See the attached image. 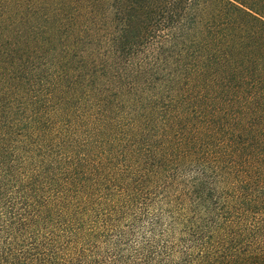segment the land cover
<instances>
[{"label": "trees", "instance_id": "16d2710c", "mask_svg": "<svg viewBox=\"0 0 264 264\" xmlns=\"http://www.w3.org/2000/svg\"><path fill=\"white\" fill-rule=\"evenodd\" d=\"M0 264H264V0H0Z\"/></svg>", "mask_w": 264, "mask_h": 264}, {"label": "rangeland", "instance_id": "374dc122", "mask_svg": "<svg viewBox=\"0 0 264 264\" xmlns=\"http://www.w3.org/2000/svg\"><path fill=\"white\" fill-rule=\"evenodd\" d=\"M92 103H94L95 99H92ZM92 109V108H91ZM90 107H88V111H94V110H91ZM106 119H109V120H112V121H116L115 119V114H110V115H106ZM76 126H78V123L76 122Z\"/></svg>", "mask_w": 264, "mask_h": 264}]
</instances>
